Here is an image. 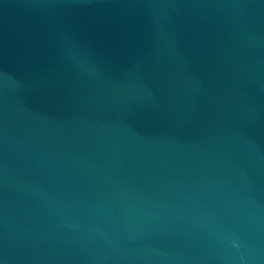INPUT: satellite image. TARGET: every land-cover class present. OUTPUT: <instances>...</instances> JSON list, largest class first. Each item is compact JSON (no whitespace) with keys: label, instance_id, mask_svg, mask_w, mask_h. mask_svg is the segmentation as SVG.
Listing matches in <instances>:
<instances>
[{"label":"water","instance_id":"obj_1","mask_svg":"<svg viewBox=\"0 0 264 264\" xmlns=\"http://www.w3.org/2000/svg\"><path fill=\"white\" fill-rule=\"evenodd\" d=\"M0 264H264V0H0Z\"/></svg>","mask_w":264,"mask_h":264}]
</instances>
